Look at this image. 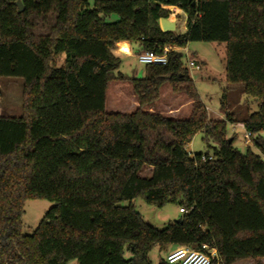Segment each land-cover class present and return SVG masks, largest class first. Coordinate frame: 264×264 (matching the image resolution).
I'll use <instances>...</instances> for the list:
<instances>
[{"label": "trees", "instance_id": "16d2710c", "mask_svg": "<svg viewBox=\"0 0 264 264\" xmlns=\"http://www.w3.org/2000/svg\"><path fill=\"white\" fill-rule=\"evenodd\" d=\"M171 7L186 14L185 32L162 29ZM194 41L226 45V81L258 111L235 119L225 90L226 118L211 119L183 50L143 78L119 71L121 43L139 54ZM0 77L23 80L22 115L0 116V264H152L155 246L204 245L221 264H264V0H0ZM113 81L131 82L134 111L107 110ZM165 84L191 100L187 117L151 110ZM228 122H242L260 154L234 147ZM202 131L211 160L187 150ZM137 197L186 212L158 229ZM32 199L54 206L26 234Z\"/></svg>", "mask_w": 264, "mask_h": 264}, {"label": "rangeland", "instance_id": "374dc122", "mask_svg": "<svg viewBox=\"0 0 264 264\" xmlns=\"http://www.w3.org/2000/svg\"><path fill=\"white\" fill-rule=\"evenodd\" d=\"M177 10H173L172 17L176 18L177 33L184 31L186 14L182 12L177 15ZM120 46V44H119ZM190 51L191 59L200 65L201 70L189 68L190 76L200 94L202 101L209 111L211 119L226 118V113L222 109L223 94L226 90L227 101L225 103L230 105L235 103L238 107L230 108L229 112H233L235 119L240 120L248 113L258 111V102L248 97L245 93L240 92L238 88L232 91L230 84L225 77L226 64V45L217 42H190L187 46ZM121 66L119 71L125 77L143 78L146 72V64H143L138 59V53L133 51L132 55L119 54ZM183 64L187 67V59L183 57ZM63 59L59 60L61 63ZM240 86H242L240 84ZM107 110L120 111L130 113L138 107L137 97L134 94L133 87L130 81H113L109 84ZM190 101L188 96L184 93H174L169 84L163 85L160 90V96L152 106L158 112L176 117H187L191 111V105L186 106L185 102ZM184 103V104H183ZM23 105V80L21 78L0 77V116L6 115L11 117H19L22 115ZM183 105V106H182ZM185 105V106H184ZM232 105V104H231ZM227 131L230 138L234 139V147L239 149L242 153H247L248 149L260 154L259 150L253 145L252 141L245 138L247 131L244 125L239 123L228 122ZM264 137V131L261 132ZM206 139L204 131L195 135L193 141L187 147L191 156L195 154H209L214 155V150ZM152 169L145 167L142 171V176H150ZM135 209L141 213L145 221L151 223L158 229H164L170 221L178 219L181 215L180 206L177 204H167L164 207H156L148 204L142 197L135 198L132 202ZM125 205L130 202H124ZM54 206V203L46 199H32L25 203V213L23 215V231L26 234H32L39 223L44 218L45 214ZM174 247H167L166 250L161 251L159 246L153 247L148 256L152 264H160L162 258L166 257ZM131 254L126 252V257ZM70 264H77V261H72ZM235 264H249L247 261H239Z\"/></svg>", "mask_w": 264, "mask_h": 264}, {"label": "built area", "instance_id": "2783aa9c", "mask_svg": "<svg viewBox=\"0 0 264 264\" xmlns=\"http://www.w3.org/2000/svg\"><path fill=\"white\" fill-rule=\"evenodd\" d=\"M172 10V9H171ZM173 11V10H172ZM183 50L184 56L187 59V68H195L200 70L201 67L194 60L191 59L190 51L185 48H172L166 46L163 53H156L154 51L143 50L138 54V59L143 64H156L165 65L168 62V54L171 50ZM247 141L250 140V133L245 135ZM213 156L203 155V160H211ZM180 212H186L183 208H180ZM166 260L169 264H221L222 260L217 249H210L206 245L202 249L196 250L187 246H179L173 249L166 256ZM215 260V263H213Z\"/></svg>", "mask_w": 264, "mask_h": 264}, {"label": "crops", "instance_id": "0c3cea01", "mask_svg": "<svg viewBox=\"0 0 264 264\" xmlns=\"http://www.w3.org/2000/svg\"><path fill=\"white\" fill-rule=\"evenodd\" d=\"M171 9L172 10H177V15L178 16H180L179 14H181L183 11L181 10V9H178V8H175V7H171ZM170 21H172L174 24H175V28H176V18H174V17H171L170 19H169ZM187 30V23L185 22V27H184V31L183 32H185ZM133 51H134V48H133V46L130 44V43H128V42H124V43H121L120 44V46H118V49H117V51H116V54L117 55H119V54H125V55H132L133 54ZM140 52V51H139ZM201 70V69H200ZM225 73H226V71H225ZM225 77H226V74H225ZM235 88H238V90H240V92H242L243 91V89H242V86H240V84H230V89L232 90V91H234V90H236ZM244 93V92H243ZM186 104V106H190L191 105V100L190 101H188V102H185ZM184 104V103H183ZM232 104V105H231ZM230 105H229V107H228V110L230 111V108H232V107H238L234 102L233 103H231ZM184 105V106H185ZM183 106V105H182ZM232 112V111H231ZM210 116V115H209ZM210 118H211V116H210ZM219 119H224V118H222V116L221 117H219ZM237 123H239V124H241V125H243V123L242 122H237ZM245 261H247L249 264H254V261H252V260H245ZM244 262V261H243Z\"/></svg>", "mask_w": 264, "mask_h": 264}, {"label": "water", "instance_id": "95a60500", "mask_svg": "<svg viewBox=\"0 0 264 264\" xmlns=\"http://www.w3.org/2000/svg\"><path fill=\"white\" fill-rule=\"evenodd\" d=\"M16 5L19 7V10L21 12L24 10V6H23L21 1H17ZM160 23H161V27L164 31H174V29H175V24L167 18L161 19ZM166 78L169 79L170 76H167Z\"/></svg>", "mask_w": 264, "mask_h": 264}]
</instances>
